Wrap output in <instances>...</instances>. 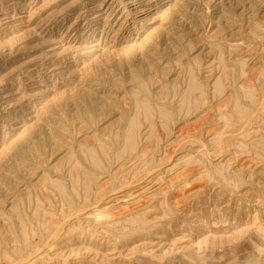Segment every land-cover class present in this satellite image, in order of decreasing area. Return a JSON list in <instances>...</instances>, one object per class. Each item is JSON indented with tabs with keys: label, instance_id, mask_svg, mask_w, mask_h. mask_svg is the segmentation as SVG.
<instances>
[{
	"label": "rangeland",
	"instance_id": "374dc122",
	"mask_svg": "<svg viewBox=\"0 0 264 264\" xmlns=\"http://www.w3.org/2000/svg\"><path fill=\"white\" fill-rule=\"evenodd\" d=\"M0 264H264V0H0Z\"/></svg>",
	"mask_w": 264,
	"mask_h": 264
}]
</instances>
